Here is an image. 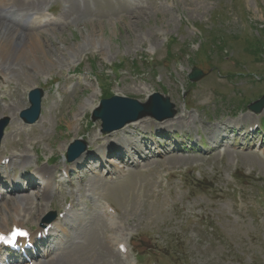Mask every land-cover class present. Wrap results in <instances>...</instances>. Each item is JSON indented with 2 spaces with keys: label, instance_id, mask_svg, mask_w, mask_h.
<instances>
[{
  "label": "rangeland",
  "instance_id": "obj_1",
  "mask_svg": "<svg viewBox=\"0 0 264 264\" xmlns=\"http://www.w3.org/2000/svg\"><path fill=\"white\" fill-rule=\"evenodd\" d=\"M85 2L78 3L85 17L61 19L16 41L17 47L27 46L36 36L45 57L39 63H7L17 75L7 76L12 84L0 82V122L9 121L0 157L25 156L26 167L45 165L59 176L68 146L84 145L87 167L60 179L66 187L46 211L62 212L63 202L73 198L84 203L85 213L75 212L70 222L74 228L79 220L82 227L69 234L82 242L93 238L94 244L75 264H264V157L232 146L212 154L150 153L145 161L133 154L136 164L120 168L122 178L114 182L106 181L105 168L96 169L102 153L120 142L132 144L133 135L152 123L161 125L159 142L168 149L173 139L191 144L202 139L208 148L223 136L241 139L256 116L264 121V111L247 110L264 96V0ZM47 7L60 18L65 4L51 0ZM195 67L203 76L191 83L187 75ZM34 89L43 94L41 113L36 123L25 125L19 113L29 107L27 95ZM153 93L173 104L171 123L144 118L135 130L124 129L125 138L120 132L103 134L100 122L91 121L103 99L146 103ZM168 124L179 130L170 132ZM258 133L264 138V127ZM79 172L81 179H75ZM103 201L115 210L109 221L100 213ZM33 202L39 206L38 197ZM5 203L0 201L1 209ZM7 214L2 216L10 225L13 211ZM26 218L18 220L35 228ZM119 242L127 245L131 261L119 256Z\"/></svg>",
  "mask_w": 264,
  "mask_h": 264
},
{
  "label": "bare ground",
  "instance_id": "obj_2",
  "mask_svg": "<svg viewBox=\"0 0 264 264\" xmlns=\"http://www.w3.org/2000/svg\"><path fill=\"white\" fill-rule=\"evenodd\" d=\"M44 1L45 0H0V79L3 82H5L6 84H12L11 81H9L7 78L8 75H11V74L13 76L17 75V69H16V71H14V69L11 67V65L7 66V63L11 59H12V61H14V63L16 61H21V62H24V61L27 62L28 61V62L39 63L42 61L41 57H45V53L43 51L44 47L42 44V40L37 38L36 36L34 38L30 37V38H32V40H31L30 44L27 46L17 47L18 44L16 43V41H19V42L25 41L27 38H29L28 35H30V32H32L36 28L37 29L41 28L40 26L35 25L34 24L35 22L31 21V16H32V14H38L40 12V10H42L41 8H42V5H44ZM62 2L65 4V8L63 9V11L61 13V19H63L65 23H66V21H68L67 18H70L71 20L72 19L78 20L83 16L84 9H82L78 6V2H73L71 0H62ZM7 6L12 7L16 11V13L15 12H7L5 10V7H7ZM70 6H71V8H70ZM30 7H32L33 9H29ZM16 14L18 15V21L15 19ZM83 17H85V16H83ZM54 25L55 24L49 25V26L51 27ZM36 34H38V33H36ZM61 57H60V59H61ZM50 63H52V61ZM80 109H82V107ZM1 115H3V114H1ZM141 121L131 123V125H127L123 129H121L119 131L121 133V137L124 136V135H122V132H124V129L128 128L129 126H132V127H134V130H135L137 127H139L142 124ZM165 122L168 123V121H165ZM252 124H253V122H252ZM156 128L157 127H155V129ZM149 129H150V127L146 126V127L142 128V131H148ZM168 129H169V131L179 130V127H178V125L177 126L176 125L175 126L174 125H168ZM6 133L3 136L2 144H4L8 138ZM10 135L12 136V134H10ZM124 137L126 138V136H124ZM135 141H137L138 144H141L142 138H136ZM135 141H134V143H135ZM134 143L128 144L126 146L124 145L125 143H123V142H122V144H121V142L117 143L115 150H113L111 148L112 150H109L108 152H106L103 155V156H105V158H104L105 161L107 160L108 163L110 162L109 157H108L109 154H115L116 156L118 155L115 153V152H118V150H119L118 146H120V148H122V149H123V147H127V148H130L131 151L133 149L139 151L137 148L138 145L137 144L135 145ZM103 150H105V149H103ZM83 156L84 155H82V157L77 162L71 164V166H65L64 171L67 172V170L68 171L70 170V172H71L77 163L81 164L83 159H85V157H83ZM26 159L23 157L20 160V163L25 164V162H27ZM132 163H134V161ZM64 164L66 165V162ZM111 164H112L111 166L113 168V171H108V172H110V173L114 172L116 174L119 173L120 171H119V168L116 167L117 165L116 164L114 165L112 162H111ZM47 174H48V177L45 178V175H47ZM36 176L38 177V179H42L41 184L43 183L45 186V187H43L44 191L42 193H41V191L43 189L41 191L39 190V191L35 192L34 195H32L30 193L27 195H23V194H21L23 192L19 191V192L11 193L8 198L6 197V198H3L4 200H2V201H6V203L2 209L0 208V216H2V213H4V212H6V214H7V213H9L10 210H12L14 212L13 217H12L13 218V221H12L13 226H19L20 227V225H19L20 223H19L18 218L21 216V214H23L24 218L28 217V218L32 219L35 222V224H39L41 221H43L42 218L45 215L46 210H47V205L45 204V201H48L53 197V195L51 193V187H52V182L54 180V177H51V175L49 173V169L45 165H42L37 170ZM100 177L101 176L99 175V178ZM99 178L97 180H99ZM111 181H113V179H111ZM33 196L41 199L39 201V206L37 207L35 212H33L34 211L33 206L35 205L34 204L35 202H33ZM43 201H44V203H43ZM8 204H10L12 208H9L10 205H8ZM27 206L30 207L31 210H33L31 212V214L28 211V209H26ZM2 210H3V212H2ZM28 218H26V219L28 220ZM1 219H2V221L0 223V229L4 230V231H8L10 229V226L7 225L6 217H4V215H3L1 217ZM90 220L91 219H89L87 221L88 224L90 223ZM81 227L82 226L79 225V220H78L76 226L74 227L76 235H77V233H76L77 230H79V228H81ZM65 234L66 233L64 232V235ZM63 238H64L63 242H62V239L56 241V243H57L56 249L58 251L57 250L54 252L51 251L49 254H46V256H45L46 258H49V259L51 258L50 262L48 259L47 264H68L69 262L71 264H75L78 262L81 263L83 261V259L85 258V256H87V253L90 254V245L92 247V244H94L93 238H88L87 243H86L87 240L85 242H82V241H80V238L78 236L74 237V236H71L69 234H66ZM81 238L83 239L84 237L82 236ZM85 239L86 238H84V240ZM117 244H119V243H117ZM85 250H87L88 252H85ZM91 250H92V248H91ZM91 253H93V251ZM3 260H4V258H2L0 261L3 262Z\"/></svg>",
  "mask_w": 264,
  "mask_h": 264
},
{
  "label": "water",
  "instance_id": "obj_3",
  "mask_svg": "<svg viewBox=\"0 0 264 264\" xmlns=\"http://www.w3.org/2000/svg\"><path fill=\"white\" fill-rule=\"evenodd\" d=\"M202 77V72L193 68L188 75L191 82H196ZM40 94L31 93V108L21 114L28 123H33L39 116ZM264 107V97L248 107L253 112H259ZM175 115L174 106L168 98L158 93L149 96L146 103L124 97H112L108 100L100 101L99 107L92 113V120H100L103 133L118 130L124 125L136 122L142 118L150 117L158 121L171 119ZM7 120L0 123V135L6 125ZM81 146L79 142H74L68 148V158H71L72 149Z\"/></svg>",
  "mask_w": 264,
  "mask_h": 264
},
{
  "label": "snow or ice",
  "instance_id": "obj_4",
  "mask_svg": "<svg viewBox=\"0 0 264 264\" xmlns=\"http://www.w3.org/2000/svg\"><path fill=\"white\" fill-rule=\"evenodd\" d=\"M28 236V233L21 229H13L10 238H8L5 241V238L3 236H0V241H5L7 243H14L15 240L19 237L26 238Z\"/></svg>",
  "mask_w": 264,
  "mask_h": 264
}]
</instances>
